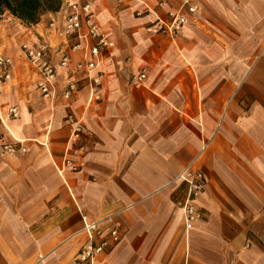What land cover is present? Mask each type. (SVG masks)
Here are the masks:
<instances>
[{
  "label": "crops",
  "instance_id": "1",
  "mask_svg": "<svg viewBox=\"0 0 264 264\" xmlns=\"http://www.w3.org/2000/svg\"><path fill=\"white\" fill-rule=\"evenodd\" d=\"M85 1L114 41L101 53L91 103L75 67L79 39L47 27L58 10L28 25L8 12L0 19V54L12 62L0 85V264H89L77 259L88 241L83 217L119 229L92 264H264V0L61 6ZM186 2L195 9L175 37L146 31ZM145 6L154 13L136 16ZM41 39L57 90L76 84L68 98L51 101L36 88L38 70L21 44ZM3 144L25 150L11 155ZM187 167L205 177L189 228L179 179Z\"/></svg>",
  "mask_w": 264,
  "mask_h": 264
},
{
  "label": "built area",
  "instance_id": "2",
  "mask_svg": "<svg viewBox=\"0 0 264 264\" xmlns=\"http://www.w3.org/2000/svg\"><path fill=\"white\" fill-rule=\"evenodd\" d=\"M185 5H187L185 12L179 8L168 10L164 18L157 15L146 26V31L162 32L175 37L187 20L186 14L192 13L195 9L194 6L188 5L187 2ZM150 13H154V9L145 6L141 11H136L135 15L142 16ZM47 27L58 36L64 38L73 35L79 40L81 38L87 40L88 44L86 47H82L81 42L78 40L73 44L72 49H83L82 60L77 62L75 67L77 70H81L85 77L89 91L88 103L97 101L99 99V84L103 75L99 69L101 53L105 49L112 48L114 41L100 27L91 2H67L65 5L60 6L57 15L49 20ZM82 28H85L84 31ZM21 51L38 70L36 88L42 97L48 98L51 101L56 100L59 96L64 98L70 97L76 88V84L75 82H69L63 88L57 90V86H59L57 85V67L51 59V47L46 41L41 39L33 43H23L21 44ZM11 63L9 56L0 54V85L10 80ZM68 63V55L62 54L58 65L65 67ZM144 77V72H141L133 76L132 83L137 85ZM7 112L8 117L11 119H15L19 115L16 106L8 107ZM67 119L70 120L71 118L68 117ZM81 133V124L78 122L74 123L71 140H78ZM2 149L11 155L25 150L24 147H17L12 144H3ZM179 179L187 186L186 195L181 207L184 212L186 227L189 228L190 224L199 215L197 200L204 188L205 177L201 170H192L187 167L180 173ZM83 223V230L88 237V241L79 248L77 259L79 262L92 264L95 257L103 252L111 241L118 239L119 229L102 221H88L85 217H83Z\"/></svg>",
  "mask_w": 264,
  "mask_h": 264
},
{
  "label": "trees",
  "instance_id": "3",
  "mask_svg": "<svg viewBox=\"0 0 264 264\" xmlns=\"http://www.w3.org/2000/svg\"><path fill=\"white\" fill-rule=\"evenodd\" d=\"M61 4L62 0H0V19L8 12L27 25L34 24L41 15L57 11Z\"/></svg>",
  "mask_w": 264,
  "mask_h": 264
},
{
  "label": "rangeland",
  "instance_id": "4",
  "mask_svg": "<svg viewBox=\"0 0 264 264\" xmlns=\"http://www.w3.org/2000/svg\"><path fill=\"white\" fill-rule=\"evenodd\" d=\"M4 13H5V12H4ZM4 13H3V14H4ZM2 17H3V15H2ZM2 17H1V18H2Z\"/></svg>",
  "mask_w": 264,
  "mask_h": 264
}]
</instances>
